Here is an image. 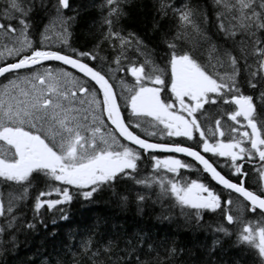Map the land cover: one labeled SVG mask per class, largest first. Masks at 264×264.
I'll return each instance as SVG.
<instances>
[{
    "label": "snow or ice",
    "instance_id": "obj_1",
    "mask_svg": "<svg viewBox=\"0 0 264 264\" xmlns=\"http://www.w3.org/2000/svg\"><path fill=\"white\" fill-rule=\"evenodd\" d=\"M5 2L7 6L0 10L3 19L0 33L13 44L11 48L5 45V51L18 59L0 66V76L11 75L20 69L31 71L30 76L17 74L16 79L8 80L0 92V141L4 145L0 146V180L10 188L13 185L18 188L16 195L9 194L11 199L7 211L11 213L13 200L25 199L30 188L39 189L32 205L34 219L42 217L41 209L46 208L48 212L55 210L59 213V219L67 220L64 206L70 205L74 198L93 203L97 195L109 189L124 207L129 198L117 193L115 188L127 178L145 188L157 185L160 195L174 198L182 210H195L197 224L202 222L204 211L216 213L220 210L228 225L241 224L235 231V240L230 244V247L240 249V253L232 258L231 264H243L242 258L249 254L254 261L258 260V264H264V187L259 192L249 190L245 179L248 173L243 164L238 163L246 158L251 161L258 157L261 162L259 176L264 180V0H213L216 8L221 9L216 12L220 23L214 25L220 42L213 41L208 35L207 25L213 22L203 9L188 5L171 9L170 5L162 2L159 13L167 16L168 11L173 10L181 26L171 38L166 34L162 37L161 42L166 46L161 57L162 66L152 60L147 46L134 33L123 36L121 31L113 30L114 24L126 15L122 5L128 0H104L99 7L107 9V15L102 16L108 29L105 39L109 43L119 42V52L112 61L117 66L115 71L125 72L134 78L131 85L121 79L123 90L128 95L120 98L106 73L84 62L103 58L96 52L81 51L68 44L69 27L79 15V9L73 7L70 0H54L53 3L49 0ZM37 10L55 12L54 16H49V23L44 25L43 30H39L32 20V13ZM65 10L74 15H66ZM53 24L61 29L57 35L70 52L43 47ZM34 27L41 37L38 44L29 38ZM190 31L200 37V48L188 49L181 45L182 38L187 37ZM95 47L99 48V44ZM128 49L144 56L143 61L137 63L131 59L126 55ZM205 54L208 57L206 62L202 59ZM3 55L0 52V56ZM122 60L128 61L127 65H122ZM45 61H59L76 69L87 79L60 68H45L42 72L32 70L36 65L43 67L42 62ZM209 66L225 70L222 73L210 72ZM108 71L114 70L109 68ZM21 82L27 87L21 88ZM245 84L251 89L259 85V96L245 94L242 91ZM13 91H17L18 95H13ZM121 98L125 101L124 109L118 103ZM256 100H259V105ZM221 106H227L224 114L233 123L226 135L221 130V120L216 119L215 129H209L212 134L210 142L200 120L202 117L208 119L209 110ZM126 110H130L128 117L122 115ZM145 117L163 125L162 132L167 136L186 137L200 150L181 143H151L141 138L130 129L133 118L136 121L134 126L139 128L140 120ZM194 133H199L198 140L194 138ZM217 135L226 137L227 142L217 139ZM119 138L130 144L122 143ZM157 151L191 157L211 180L242 197L238 215L231 214V196L222 201L217 192L198 179L139 178L138 162L145 153L150 154L153 167L157 170L162 168L178 174L180 169L194 167L172 156L160 159L153 154ZM202 153L230 158L223 167L230 169L236 181L221 174L214 166L216 161L210 162V158ZM145 199L137 192L138 210H141L140 205ZM245 211L255 213L261 219L255 223L244 221ZM3 215L4 207L0 203V216ZM16 219L13 216L11 220H6L5 226H0V233L5 231V227L13 228ZM52 222L55 224L56 221ZM20 225L28 231L35 228L31 221L25 223L21 220ZM100 226L98 221L90 231L94 234ZM212 231L217 235L207 249L209 260L206 264H216L211 257L218 247L222 249L224 238L233 235L223 223H218ZM51 235L55 238V233ZM112 235L115 239L110 237L107 240L105 253L119 248L121 240L125 244L122 249L125 255L138 253L146 242L149 251L155 245L147 234L140 231L128 234L116 225H113ZM91 243L90 236L84 247L87 249ZM12 244L16 246L15 237ZM169 251L174 253L175 248ZM112 264H121V261L118 258ZM123 264L133 262L124 260ZM135 264L147 262L137 258Z\"/></svg>",
    "mask_w": 264,
    "mask_h": 264
},
{
    "label": "trees",
    "instance_id": "obj_2",
    "mask_svg": "<svg viewBox=\"0 0 264 264\" xmlns=\"http://www.w3.org/2000/svg\"><path fill=\"white\" fill-rule=\"evenodd\" d=\"M53 2L54 0H49V3ZM70 2L73 7L79 9V15L76 21L69 27L68 44L71 48L98 53V56L103 59L95 61L85 60L84 62L89 63L90 66L97 67L102 73H106V78L114 86L117 97H122L123 94L121 95L120 91L116 88L115 81L123 79L130 82L133 80V77L125 72L115 71L117 66L112 61L114 56L119 52V42L114 41V43H109L105 39L104 34L108 29L103 23L102 16L107 15V9L99 7L104 3V0H70ZM162 2L170 5L171 9H180L185 5L203 9L213 22L207 25L208 35L213 41L220 42L214 25L220 23L216 12L221 9L216 8L213 0H128L127 4L122 5L126 15L122 16L118 23L114 24L113 30L121 31V35L123 36H127L129 32L134 33L147 46V51L151 54L152 60L162 66L163 61L161 57L164 56L166 49V46L161 42L162 37L166 34L168 38H171L181 28L178 15L174 14L173 10L170 9L167 16H162L159 13L158 9ZM6 6L5 0H0V10ZM65 14L68 16L74 15L73 12L68 10H65ZM50 15H55L54 10L50 13L43 10L34 11L32 13L34 25L38 26L39 30H43L44 25L49 23ZM0 22H3L2 17H0ZM29 38L37 44L40 42L41 37L37 34L36 27L32 29ZM97 44H99V48L95 47ZM201 44L200 37L191 31L187 37L181 40V45L188 49H193L194 47L200 48ZM43 47L47 50L70 52V49H65L62 42L52 46L43 45ZM126 55L137 61V63L142 62L144 59V56L132 49H128ZM17 59L18 57L11 60H2L0 65L13 63ZM202 59L206 62L208 59L207 54ZM121 63L122 65H127L128 61L122 60ZM43 66H48L52 69L64 67L70 70L55 61L45 62ZM241 67H243V62H241ZM109 68H112L114 71L109 72ZM208 70L210 72H219L225 69L209 66ZM78 76L85 79L81 75ZM241 79H243V75ZM260 90L259 85L256 89L248 88L246 84L242 87V91L245 94L253 95L254 97L259 96ZM122 100L124 99H118V103L124 109L125 104H123ZM256 104L259 105V100H256ZM226 107L221 106L220 108L210 109L209 118L205 119L202 117L200 122L206 136L211 134L209 129H215L216 119L221 120L223 131L227 134L226 128H229L231 123L227 115L224 114V108ZM125 113L127 111H123L122 115ZM131 129L146 139L161 143H181L184 146H191L200 150L193 141L184 137H169L162 130L157 131L156 136H147L133 127ZM194 138L196 140L199 139L197 133L194 134ZM153 154L156 156L162 155L158 153ZM202 154L206 158H210V162L216 161L214 166L226 178L232 179L233 182L236 181V177L231 174L230 169L223 167L226 161L230 159L212 157L211 154ZM177 157L184 162L193 164L194 167L192 169H180L178 174L169 173L171 179H198L217 192L221 196L222 201L228 200L229 196H231V199L233 198L234 201H237L234 206L235 209H233L232 205L230 206L233 209L231 214L234 216L238 215L237 210L240 209L241 202H243L241 197L230 193L216 184L207 173L203 172L202 166H199L197 162L186 157H180V155ZM238 163H242L244 170L248 173L247 177H245L246 187L249 190L259 192L261 189L260 183L264 185V180H261L259 176L261 168L259 158L256 157L251 161L246 158L242 162L238 161ZM153 164L154 161L151 160L150 154H143L141 161L138 162L139 178H160L161 170H156ZM252 171L258 176L260 183L251 178ZM38 190V188H30L25 199L13 200L12 211L9 213L7 211L9 200L11 199L9 194L11 193L12 196L16 195L18 188L15 185L10 188L8 184L0 180V203L4 207V215L0 216V226H5V221L11 220L13 216L17 218L13 228L5 227V231L0 233V264H112L118 258L121 264H123L124 260L132 261L135 264L137 258L141 261H146L147 264H206L209 260L207 249L211 245L215 235H217L212 229L218 223H223L225 227H228L233 232V235L230 238H224L222 249L218 247L211 258L216 261V264H231L232 258L234 256L238 257L240 253V249L230 247V244L232 240H235V231L241 227V224L228 225L220 214V210H217L216 213L204 211L202 222L197 224L194 218L195 210L189 208L182 210L175 203L174 198L161 196V190L157 185L145 188L143 185H137L125 178V180L116 185L115 191L128 196L129 200L126 206L121 207L118 197L113 196L112 190L109 189L97 195L93 203H88L78 197L74 198L70 205L64 206L67 209V220L59 219V213H56L55 210L48 212L46 208L41 209L42 217L33 218L32 205L35 196L38 195ZM137 192L146 197L144 203L140 205L141 210H138L135 200ZM260 219L255 213L244 212V221L255 223ZM21 220L25 223L31 221L35 224V228L31 231L21 228ZM53 220L56 221L55 224H53ZM98 221L101 226L93 234L90 231L91 226ZM113 225L120 226V230L128 234L134 231L147 234L155 242L154 248L149 251L146 242L139 249L138 253L125 255L124 251H122L125 248V244L121 240L119 248H113L112 251L105 253L104 246L107 240L110 237L115 239L112 235ZM17 229L20 230L18 231ZM51 233H55V238L52 237ZM90 236L92 237V243L86 249L84 245ZM13 237H15V247L12 244ZM133 242L135 243V241ZM172 247L175 248L174 253L169 251ZM94 252L98 254L93 255ZM242 260L243 264H258V260L254 261L251 254L243 257Z\"/></svg>",
    "mask_w": 264,
    "mask_h": 264
},
{
    "label": "rangeland",
    "instance_id": "obj_3",
    "mask_svg": "<svg viewBox=\"0 0 264 264\" xmlns=\"http://www.w3.org/2000/svg\"><path fill=\"white\" fill-rule=\"evenodd\" d=\"M61 31V29L58 27V26H56V25H51L50 26V28H49V31H48V36H49V38L47 39V40H45L44 41V43H43V45L44 46H52V45H55V44H57V43H59V42H62L61 41V39H60V37L57 35V33L58 32H60ZM5 45H7L9 48H11V47H13V44L11 43V41L10 40H8L6 37H4V35H3V33H0V52H3L4 53V55L3 56H0V61H2V60H4V59H10V58H13V57H16V56H14V55H9L8 54V52L7 51H5ZM45 68H49L48 66H43V67H35L34 69L35 70H39V71H43ZM65 70V69H64ZM219 72H223V71H219ZM31 75V71L30 72H27V73H25V74H22V75H19V76H21V77H27V76H30ZM74 75V74H73ZM16 77L17 76H15V77H11L9 80H14V79H16ZM125 83H127V84H129V85H131L132 83H134V78H133V80L132 81H130V82H127V81H124ZM115 85H116V88L120 91V93H121V95L122 96H127L128 95V93L125 91V90H123V87H122V84H121V80L119 79V80H116L115 81ZM6 84H8V80H7V82H5V83H2L1 85H0V92H2L3 91V88H4V86L6 85ZM20 87L21 88H26L27 87V85L26 84H24V83H22L21 82V84H20ZM13 95H18V92L17 91H13V93H12ZM22 98V97H21ZM122 102H123V104H125V101L124 100H122ZM127 111V113H125L124 115H125V117H128L129 115H130V110H126ZM201 120H202V118H201ZM135 118H133V128L134 129H136V130H138L139 132H141L142 134H144V135H147V136H152V135H148V133H155V135H153V136H156V134H157V131H159V128H161V127H163V125H160V124H158L157 122H155L154 120H152V118H150V117H145V118H142L141 120H140V127L139 128H136L135 126H134V124H135ZM230 123H231V125H232V121H230ZM202 124V123H201ZM153 125H155V126H153ZM238 126V125H237ZM221 129L223 130V126L221 125ZM130 130H132V129H130ZM233 135H235V134H233ZM175 137V136H174ZM142 138H143V136H142ZM216 138L217 139H220V140H224L225 142H227V140L226 139H222V136H220V137H218V136H216ZM238 138V137H237ZM120 139V141L123 143V141H122V139L121 138H119ZM146 139V138H145ZM208 139L210 140V142L212 141V134H209L208 135ZM147 140H149V141H151V142H154V143H161V142H156V141H153V140H150V139H148L147 138ZM0 146H4L3 145V142L2 141H0ZM249 147H250V145H248ZM6 147V146H5ZM155 153H158V154H162V155H160V156H157L158 158H160V159H164L165 157H168V156H172V157H174V158H177V159H180L179 157H177V156H175V155H170V154H165V153H160V152H155ZM181 160V159H180ZM183 161V160H182ZM157 170V169H156ZM159 170H161L160 172H161V174H160V178L162 177V178H167V179H169L170 178V174H169V172H167L166 170H164V169H159ZM251 178H253V180H257V182H259V180H258V176H256L255 174H254V171H252V175H251ZM260 183V182H259ZM257 185L259 186V184L257 183ZM260 186H261V188L262 187H264V185L263 184H261L260 183ZM233 194H235V193H233ZM235 195H237V194H235ZM232 201H233V203H232V206H233V209H235V204L237 203V201H234L233 200V198H232Z\"/></svg>",
    "mask_w": 264,
    "mask_h": 264
},
{
    "label": "water",
    "instance_id": "obj_4",
    "mask_svg": "<svg viewBox=\"0 0 264 264\" xmlns=\"http://www.w3.org/2000/svg\"><path fill=\"white\" fill-rule=\"evenodd\" d=\"M45 62H48V61H45ZM45 62H42V63H45ZM55 62H59V61H55ZM59 63H61V62H59ZM62 64V63H61ZM4 66V65H3ZM65 66H67V67H69L70 69H72L70 66H68V65H65ZM21 70V69H20ZM72 70H74L75 72H77V70L76 69H72ZM78 73V72H77ZM79 74H81V73H79ZM82 76H83V74H81ZM1 77V76H0ZM142 138V137H141ZM123 139V138H122ZM149 141V140H148ZM126 142H128V141H126ZM149 142H151V141H149ZM129 144H130V142H128ZM151 143H154V142H151ZM133 146H135V145H133ZM136 147V146H135ZM157 152H159V151H157ZM160 153H167V152H160ZM167 154H176V155H180V156H182V157H186V158H188V159H191V160H193L191 157H187L186 155H184V154H182V153H167ZM194 161V160H193ZM196 162V161H195ZM215 182V181H214ZM216 183V182H215ZM217 184V183H216ZM219 185V184H218ZM220 187H222V185H219ZM223 188V187H222ZM229 191V190H228ZM236 194V193H235ZM238 195V194H237ZM242 198V197H241ZM243 199V198H242Z\"/></svg>",
    "mask_w": 264,
    "mask_h": 264
},
{
    "label": "flooded vegetation",
    "instance_id": "obj_5",
    "mask_svg": "<svg viewBox=\"0 0 264 264\" xmlns=\"http://www.w3.org/2000/svg\"><path fill=\"white\" fill-rule=\"evenodd\" d=\"M75 76H77V75H75ZM10 77H12V76L7 75V79H5V76H4L3 78H1L0 82H6ZM226 130H228V127L226 128Z\"/></svg>",
    "mask_w": 264,
    "mask_h": 264
}]
</instances>
